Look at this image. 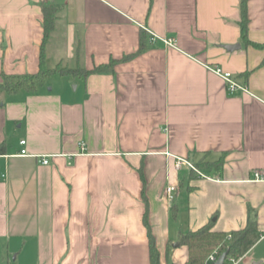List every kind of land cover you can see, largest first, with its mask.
Masks as SVG:
<instances>
[{"label":"crops","instance_id":"1","mask_svg":"<svg viewBox=\"0 0 264 264\" xmlns=\"http://www.w3.org/2000/svg\"><path fill=\"white\" fill-rule=\"evenodd\" d=\"M239 1L0 0V83L38 72L43 3L58 5L47 67L119 59L0 88V264H151L143 188L161 264L187 261L182 232L250 217L259 237L235 264H264V0H248L250 41ZM215 67L248 91L230 92ZM24 146L31 155L15 154ZM223 155L220 169L197 165Z\"/></svg>","mask_w":264,"mask_h":264},{"label":"trees","instance_id":"2","mask_svg":"<svg viewBox=\"0 0 264 264\" xmlns=\"http://www.w3.org/2000/svg\"><path fill=\"white\" fill-rule=\"evenodd\" d=\"M42 9L44 13V41L41 47L40 54V68L36 73L28 74H6L3 73V81L0 83V88L7 92H16L20 89H26L29 91L36 90L38 86L43 85L47 78L53 73H60L62 75L66 74H81L87 75L92 72H101L106 69L113 70L115 62L119 59L112 58L108 63H103L95 66L91 69H86L80 62L79 54L73 66H63L58 63L54 68H49L46 65V47L51 31L54 29L55 25V15L58 10V5L53 3H43ZM239 9L242 17L241 33L242 38L246 41L248 39V0L239 1ZM256 46H261L263 44L253 42ZM145 49V44L143 42V37L141 38V44L139 52ZM80 47L78 48V51ZM133 54L124 56L122 59H127ZM3 151L0 148V152ZM224 162V155L215 162L200 161L197 163L200 167H209L220 169ZM143 198L146 203V211L144 213V223L148 228L149 236V251H150V261L151 264H161L160 252L156 245V239L152 232V227L148 220V199L145 195V188H143ZM231 234L229 238L228 235ZM259 237L258 222L255 218H248V222L245 227L240 229H235L230 232L217 231L213 229V221L210 220L205 225L201 226L196 230H189L187 232H182L178 239L179 245H187L189 249V256L184 264H205L208 256L215 250L218 251V255L222 254L224 251L229 250L225 264L229 263L230 258L238 259L240 256L245 254L250 247L257 241ZM170 243V242H169ZM174 264V263H171Z\"/></svg>","mask_w":264,"mask_h":264},{"label":"built area","instance_id":"3","mask_svg":"<svg viewBox=\"0 0 264 264\" xmlns=\"http://www.w3.org/2000/svg\"><path fill=\"white\" fill-rule=\"evenodd\" d=\"M146 30L150 33L151 37H150V40L151 42H156V40L160 39L162 40L166 45H171V46H174L176 44V39L173 38V37H167V36H161L155 32H153L152 30H150L149 28H146ZM213 70L215 72H217L218 74H220L224 80L226 81L227 83V88L230 92H234L238 89H242V90H245V91H248V87L246 84H243V83H240L233 75L232 72L230 71H224L222 70L221 68L219 67H215L213 68ZM26 142L27 140L26 139H22L21 140V144L22 145H26ZM17 155H31L26 146L22 147L21 149L17 150L16 153ZM40 157V162L41 163H44V164H47L49 163L50 159H49V156L48 155H41L39 156ZM177 166L180 167L182 164H187L190 168H193V169H197L195 164L192 163L189 159L187 158H184V157H178L177 158V162H176ZM256 177L257 178H260L261 177V172L258 170L256 171ZM175 186H168L167 187V195L170 199H173L174 197V190H175ZM228 237L230 238L231 237V234L228 235ZM219 257L218 255V251L215 250L213 253H211L207 260H206V263L205 264H214V262L217 260V258ZM236 260L235 258H230L229 259V263L228 264H235L236 263Z\"/></svg>","mask_w":264,"mask_h":264},{"label":"water","instance_id":"4","mask_svg":"<svg viewBox=\"0 0 264 264\" xmlns=\"http://www.w3.org/2000/svg\"><path fill=\"white\" fill-rule=\"evenodd\" d=\"M239 46H240L239 44H227L226 45L228 49H235ZM228 253H229V250H226L222 254H220L217 260L214 262V264H225Z\"/></svg>","mask_w":264,"mask_h":264},{"label":"rangeland","instance_id":"5","mask_svg":"<svg viewBox=\"0 0 264 264\" xmlns=\"http://www.w3.org/2000/svg\"><path fill=\"white\" fill-rule=\"evenodd\" d=\"M14 256H15V254H13V255L11 256V259H12V260L14 259Z\"/></svg>","mask_w":264,"mask_h":264}]
</instances>
